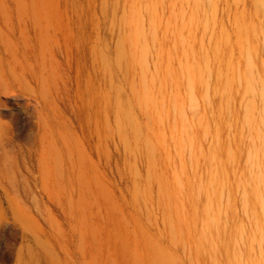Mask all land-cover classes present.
<instances>
[{
  "label": "rangeland",
  "instance_id": "obj_1",
  "mask_svg": "<svg viewBox=\"0 0 264 264\" xmlns=\"http://www.w3.org/2000/svg\"><path fill=\"white\" fill-rule=\"evenodd\" d=\"M0 264H264V0H0Z\"/></svg>",
  "mask_w": 264,
  "mask_h": 264
}]
</instances>
